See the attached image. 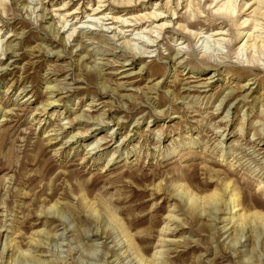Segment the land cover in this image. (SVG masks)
<instances>
[{
  "label": "rangeland",
  "instance_id": "obj_1",
  "mask_svg": "<svg viewBox=\"0 0 264 264\" xmlns=\"http://www.w3.org/2000/svg\"><path fill=\"white\" fill-rule=\"evenodd\" d=\"M0 264H264V0H0Z\"/></svg>",
  "mask_w": 264,
  "mask_h": 264
},
{
  "label": "bare ground",
  "instance_id": "obj_2",
  "mask_svg": "<svg viewBox=\"0 0 264 264\" xmlns=\"http://www.w3.org/2000/svg\"><path fill=\"white\" fill-rule=\"evenodd\" d=\"M127 4H131V2L129 1V2H127ZM168 5V4H167ZM248 7V4L246 5V8ZM94 13H96L95 15H98V14H100L101 12L99 11V9H97ZM74 15V14H73ZM256 16V15H255ZM67 18H70L71 16H66ZM65 17V18H66ZM64 18V19H65ZM166 17L162 14V13H160V14H157V13H153V14H151V15H149V16H142V17H140V18H135V19H131V21L130 22H133L135 25L134 26H130L129 25V22H127V21H124V20H122V21H120V20H116L115 18L114 19H112V20H114L115 21V23H121L122 24V26L123 27H141V26H143V25H146V24H149V23H151L150 25H153V24H155V23H158V22H160V21H162V20H164ZM104 18H99V21L100 20H103ZM92 21V20H91ZM103 21H105V20H103ZM117 21V22H116ZM61 22H62V24H63V27H62V29L64 30V31H66V28H67V24H68V19L67 20H63V19H61ZM93 23H96L97 21L96 20H94V21H92ZM247 23V22H246ZM65 24V25H64ZM97 25H99V24H97ZM100 25H101V22H100ZM96 26V25H95ZM166 26H165V24L163 23V24H161V25H158V26H156V29H158V30H160V31H163V30H165L166 28H165ZM82 29H84V27H82ZM168 29V28H167ZM166 29V30H167ZM90 30H93L92 28H90ZM95 31V30H94ZM101 31H103V32H106V30H102L101 29ZM131 32H133V31H131ZM142 32H144V31H142ZM108 33V32H107ZM121 35H125L124 33H120ZM132 34V33H131ZM73 37V36H72ZM142 39V38H141ZM249 39H251V35L250 36H248V38H247V41H249ZM246 44V43H245ZM148 46V45H147ZM51 105H53V103L51 104ZM100 146H102V144H100V143H97L92 149H90L91 151H98V150H100ZM238 195L239 194H235V195H231V197L229 198V200L227 199V200H223L221 203L223 204V207H224V209L221 211V210H217V212H216V220H217V222H221V223H226V225H224V227L222 228V230H223V233H224V235L225 236H227V238L228 239H230V237H233L234 239H235V235H237V233H238V226H239V220H238V212H239V210H241V209H238V207H239V202H240V200H238L239 199V197H238ZM239 201V202H236V201ZM262 207V206H261ZM218 208V207H217ZM222 215H224L225 217H222ZM224 237V236H223ZM246 238V235L245 236H242L241 238H240V243L241 244H243V245H245L247 242H248V240L246 239L245 241H243V239H245Z\"/></svg>",
  "mask_w": 264,
  "mask_h": 264
}]
</instances>
